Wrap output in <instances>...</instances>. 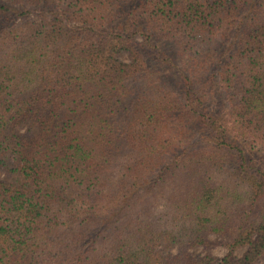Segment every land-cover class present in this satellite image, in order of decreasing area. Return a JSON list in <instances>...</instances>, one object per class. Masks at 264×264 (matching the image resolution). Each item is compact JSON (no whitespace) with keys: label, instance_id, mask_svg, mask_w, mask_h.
I'll list each match as a JSON object with an SVG mask.
<instances>
[{"label":"trees","instance_id":"trees-1","mask_svg":"<svg viewBox=\"0 0 264 264\" xmlns=\"http://www.w3.org/2000/svg\"><path fill=\"white\" fill-rule=\"evenodd\" d=\"M252 155L264 0H0V264H254Z\"/></svg>","mask_w":264,"mask_h":264},{"label":"rangeland","instance_id":"rangeland-1","mask_svg":"<svg viewBox=\"0 0 264 264\" xmlns=\"http://www.w3.org/2000/svg\"><path fill=\"white\" fill-rule=\"evenodd\" d=\"M162 46H165V45H162ZM119 58L120 60L124 62L128 60V56L125 52L121 53ZM20 132L21 133L25 132V129H22ZM251 157H252V160H254V162L257 163L258 165L264 164V158L262 156L252 155ZM12 179L13 177L11 175L7 174L6 172L0 171V181L11 182ZM208 239L211 243V246L209 248L197 247V248L188 250V252L193 257L204 256L206 254H209L215 257L217 260L221 259L227 253V249L224 247V238L219 237V236L210 235ZM245 250H246L245 248L236 250L233 253V257L234 258L241 257L244 254ZM177 251L178 249L174 248L172 250V253L175 254ZM254 264H264V255Z\"/></svg>","mask_w":264,"mask_h":264}]
</instances>
